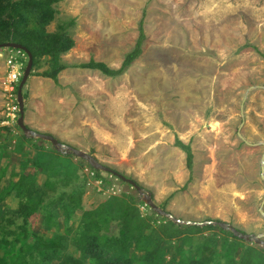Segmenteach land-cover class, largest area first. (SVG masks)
Listing matches in <instances>:
<instances>
[{"label":"rangeland","instance_id":"374dc122","mask_svg":"<svg viewBox=\"0 0 264 264\" xmlns=\"http://www.w3.org/2000/svg\"><path fill=\"white\" fill-rule=\"evenodd\" d=\"M56 8L57 20L49 32L63 19L77 20L75 48L63 57L69 65L95 60L118 70L136 46L142 22L147 40L141 57L118 78L68 69L57 85L34 76L50 68V61L41 59L24 89L27 125L134 181L178 220L191 226L226 223L242 234L263 236L264 0H66ZM7 80L6 61L0 59V136L5 146L0 173L6 174L0 186V222L10 218L1 196L19 179L13 175L20 164H29L26 174L35 172L38 154L53 147L25 140L18 125L3 126L8 109L18 101V85L11 92ZM177 139L193 149V175L186 154L175 146ZM19 141L24 155L16 152ZM82 174L91 209L111 198L113 185L142 201L118 175L104 173L110 187L100 183L99 192L88 187L85 170ZM12 218L16 225L11 229L17 231L25 222ZM42 220L43 215L30 220L29 228L46 233ZM159 224L152 227L159 231ZM65 229L62 221L60 233ZM118 232L115 223L110 236ZM193 238V247L181 239L169 241L167 261L180 259L179 248L192 250L208 238L217 241L210 247L220 253V244L232 235L215 229Z\"/></svg>","mask_w":264,"mask_h":264},{"label":"trees","instance_id":"16d2710c","mask_svg":"<svg viewBox=\"0 0 264 264\" xmlns=\"http://www.w3.org/2000/svg\"><path fill=\"white\" fill-rule=\"evenodd\" d=\"M65 1L0 0V46L8 43L23 46L32 53L34 68L41 59L47 58L50 61L49 70L34 76L52 80L57 85L61 73L68 69L99 71L110 78L123 76L143 54L147 40L143 22L140 24L136 46L126 56L120 69H111L105 63L95 60L81 65H69L63 57L75 48L73 36L77 20L63 19L55 32L48 30L57 20L56 6ZM1 138L0 164L5 154ZM24 139L33 142L32 138ZM17 144L16 152L26 154L25 145L20 141ZM175 146L186 154L187 168L193 175L195 156L191 145L177 139ZM71 157L74 158L59 153L53 147L52 152L43 148L32 164L35 172L26 174L29 164L23 161L20 172L14 173L13 177L19 179L11 181V186L2 193L1 200L14 194L19 201V208L16 211L7 210L6 215L10 218L0 222V264H264V250L247 246V242L232 233V240L226 239L220 244V253L210 247V243L212 245L217 241L208 238L204 239L203 245L192 250L179 248L180 259L174 257L167 261L166 245L169 241L181 239L184 245L192 244L193 247L194 234L204 235L208 230L215 229L226 231L213 224H177L154 211L146 218L139 208L144 203L125 193L109 198L96 209L86 211L83 205L87 181L81 175L87 165L76 163ZM96 172L105 185L110 187V181L104 177V173ZM40 174L45 176L42 186L38 183ZM106 174L119 175L113 170ZM5 175V171H1L0 186ZM191 182L192 178L189 184ZM162 208L165 209L166 204ZM42 215V226L47 230L43 234L29 228V221L41 218ZM12 217L25 222L17 231L11 229L16 225ZM62 221L66 225L64 234L60 233ZM74 221L79 222L77 227ZM115 223L118 224L119 232L116 236H110ZM157 223H160L161 232L152 227ZM71 245L74 246L73 253L69 252ZM209 249L212 250V256L206 258L204 254Z\"/></svg>","mask_w":264,"mask_h":264},{"label":"water","instance_id":"95a60500","mask_svg":"<svg viewBox=\"0 0 264 264\" xmlns=\"http://www.w3.org/2000/svg\"><path fill=\"white\" fill-rule=\"evenodd\" d=\"M2 49H15V50H22L25 51L29 55V63L26 68L24 77L20 83V87L18 90V104L20 107V117L18 120V127L21 129V131L25 134L26 137L46 141L52 144L55 150H57L60 153H63L64 155H73L78 159H81L83 161H86L88 165H90L93 169L100 171L102 173H111V169L104 166L101 162H99L94 156L85 153L81 150L75 149L67 144L62 143L57 138H55L52 135L44 134L38 131H35L31 129L27 123H26V105H25V99H24V89L27 86V83L29 82L33 69H34V58L30 51H28L26 48L19 44L15 43H8L0 46V50ZM241 136V135H240ZM242 137V136H241ZM120 180H123L127 184L133 186L137 192H139L142 202L147 204L154 212H156L160 216H164L168 218L169 220L176 222L178 224H185L190 225L189 222H183L181 220L176 219L172 214H169L162 210L160 207L157 206L154 199L152 198L151 193H145L141 187H139L134 181L127 179L121 175H118ZM262 179L264 180V156L262 158ZM264 203L262 206V209L260 210L261 215L264 217V211H263ZM213 224V223H209ZM195 225V224H194ZM199 225V224H198ZM214 225L219 226L221 229L231 232L235 237L239 238L242 241L255 243L258 246L264 247V235L263 236H250L242 234L239 230L234 228L233 226L226 224V223H215Z\"/></svg>","mask_w":264,"mask_h":264},{"label":"built area","instance_id":"2783aa9c","mask_svg":"<svg viewBox=\"0 0 264 264\" xmlns=\"http://www.w3.org/2000/svg\"><path fill=\"white\" fill-rule=\"evenodd\" d=\"M3 51H0V59H4L6 61V68H7V74H8V90L11 89V92L16 91L15 86L19 85L24 77L26 68L29 63V55L22 50H15V49H2ZM9 113L7 116V121L3 122L4 127H14L15 125H18V120L20 117V107L18 104V101L15 105L10 106L8 109ZM85 170V173L89 176L90 181L88 183L89 186H94L100 191V187L97 186L100 183L105 185V182L97 179V170L85 166L83 168V172ZM113 178V176H111ZM91 188V187H89ZM111 188V197L120 196L122 194V190L118 189L115 185H113ZM114 194V195H113ZM127 194V193H125ZM141 213L144 217H146L144 214L149 211V206L147 204H144L142 206H139Z\"/></svg>","mask_w":264,"mask_h":264},{"label":"crops","instance_id":"0c3cea01","mask_svg":"<svg viewBox=\"0 0 264 264\" xmlns=\"http://www.w3.org/2000/svg\"><path fill=\"white\" fill-rule=\"evenodd\" d=\"M49 80V79H48ZM29 121H30V118H29ZM31 122V121H30ZM2 164H4V161L2 162ZM4 166V165H3ZM20 172V168L18 169V170H16V173H19ZM40 176V180H39V184L41 183H43V179H42V176L45 178V176L44 175H39ZM87 196H85V198H86ZM84 198V209L86 210V211H89V210H93V209H96V208H89L88 207V205H89V203H88V198H86L85 199ZM5 204H6V209H8V210H17L18 208H19V201H18V199L15 197V195L14 194H12L11 196H8L4 201H3ZM11 206H14L15 207V209H13ZM82 214H80L79 216H81Z\"/></svg>","mask_w":264,"mask_h":264},{"label":"clouds","instance_id":"9594fccd","mask_svg":"<svg viewBox=\"0 0 264 264\" xmlns=\"http://www.w3.org/2000/svg\"><path fill=\"white\" fill-rule=\"evenodd\" d=\"M145 204V203H144Z\"/></svg>","mask_w":264,"mask_h":264}]
</instances>
